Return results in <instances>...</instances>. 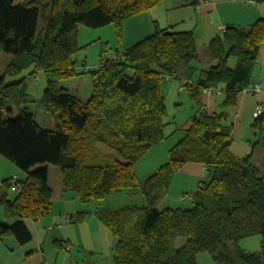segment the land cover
Instances as JSON below:
<instances>
[{
	"label": "trees",
	"instance_id": "trees-1",
	"mask_svg": "<svg viewBox=\"0 0 264 264\" xmlns=\"http://www.w3.org/2000/svg\"><path fill=\"white\" fill-rule=\"evenodd\" d=\"M162 1L0 0V56H13L0 74V155L25 173L23 180L17 179L20 188L12 200L7 194L12 183L1 181L4 214L15 221L0 224V239L11 235L19 244L32 239L26 219L50 214L48 174L57 165L63 188L88 206L73 221L94 214L112 232L115 264H198L202 252L209 253L213 264H264V160L255 163L253 149L236 156L230 149L228 114H208L199 107L206 87L222 89L225 107L235 105L237 94L249 86L264 41V16L247 27L224 26L207 46L217 63L200 69L195 80L200 59L194 31L157 27L127 48H114L87 71L92 91L86 99L63 84L78 75L81 25L112 24L120 42L126 18ZM40 16L44 25L37 34ZM230 58L236 60L233 67ZM31 66L19 80H6ZM37 71L43 72L45 87L35 102L52 115L51 129L36 121L30 107L29 79ZM171 80L190 90L197 109L168 160L140 178L137 161L167 137L163 85ZM251 127L255 145L264 139V110ZM97 143L112 153H103ZM189 162L205 165L207 179L182 194L183 205L158 209L173 176ZM254 235H260V249L242 248V239Z\"/></svg>",
	"mask_w": 264,
	"mask_h": 264
},
{
	"label": "crops",
	"instance_id": "crops-1",
	"mask_svg": "<svg viewBox=\"0 0 264 264\" xmlns=\"http://www.w3.org/2000/svg\"><path fill=\"white\" fill-rule=\"evenodd\" d=\"M262 16H264V1L256 3L253 0H199L197 5L192 6L181 4L177 0H164L149 11L126 18L122 23L123 35L120 42L116 41L114 26L108 24L100 27L97 33L90 35L88 41H86L87 43L84 44L92 43L98 39L106 43L113 42L116 45L115 48L124 49L152 34L157 27H171L174 31L192 30L196 36L200 59L198 68L192 77V80H195L199 75L200 69L208 68L217 63L216 60L210 58L207 46L212 38L220 35L221 26L236 25L247 27ZM91 40L93 41L91 42ZM201 48H205L204 55L200 54ZM97 50L96 56L94 55L95 57L92 53L88 55V61L84 60L81 56H78L79 58L76 57L77 76L95 69L99 64L100 58H105L106 55L113 52V48L111 47L107 50L101 47V50L98 52V59H96ZM12 57L11 54H7L4 61L5 65ZM81 58L83 59L82 61L80 60ZM235 63V58H230L229 65L233 67ZM31 70L32 66L24 70L22 74L10 77L9 79L17 81L22 76L31 72ZM77 76L63 81V84L72 94L81 98L78 94L80 89L76 87ZM254 78L261 80V89L258 93L239 92L236 97V104L224 107L221 104L224 98L223 94L210 95L201 92L199 94L201 102L199 107L204 108L208 114L225 111L228 114L227 121L232 124L231 151L236 156L243 157L253 149L252 160L259 164L260 161L264 160V139L254 145L257 136L253 132L251 124L254 120L253 112L256 105L261 103L264 108V41L260 46L259 58L254 69ZM37 82L36 84H29L30 97L34 100L31 102L30 107L35 114L36 121L42 127L51 129L53 128L51 114L43 106L35 102L41 96L45 87L43 84L37 85ZM181 85V81L176 80L169 87L164 88L166 103L170 95L173 97L175 114L173 113L169 116L168 111V123L165 128L167 137L161 142L154 144L138 161L136 171L140 178H144L157 170L160 165L168 160L169 150L185 136L186 130L190 126V118L195 113L197 107L191 97L190 90L187 87H182L180 90ZM183 91H187L188 103L191 105V111L186 119L183 118L184 115L181 117H177L176 115L178 114V109L183 106V101L180 98V94ZM233 111H235L234 120L232 119ZM249 115H251V119L248 123L246 122V131H242L241 127L244 124L245 116ZM243 117L244 119H242ZM239 134L241 135L240 141H242V144L238 143L240 147L235 149V137ZM242 136L244 141L241 139ZM259 147H262L261 151H259ZM13 176H16L19 180H23L25 173L18 169L11 161L0 155V182L6 179L11 182ZM207 177L208 172L205 165L197 162L186 163L173 176L170 187L157 203V208H175L183 205L182 194L195 190L199 183L202 180H206ZM48 184L53 191L50 214L38 219H26V224L32 233V239L25 244H19L14 236H3L0 239V264H87L85 260L79 261L78 257L72 254L71 248L75 242L83 244L84 232V237L86 235L91 236V232L89 231L91 224L97 227V231L105 236L112 250L114 236L94 214L88 215L83 221H73L74 215L88 211V206L82 203L74 192L66 191L63 188L60 166L51 165L49 167ZM7 194L8 199L12 200L17 196L18 190L12 185ZM1 197L2 192L0 188V224H10L15 219L5 216ZM105 231L107 236L105 235ZM56 240L61 243L60 246L55 244ZM69 245L71 247L67 249L66 246ZM259 249H255V251ZM201 254L197 255L198 264H200L199 258Z\"/></svg>",
	"mask_w": 264,
	"mask_h": 264
},
{
	"label": "rangeland",
	"instance_id": "rangeland-1",
	"mask_svg": "<svg viewBox=\"0 0 264 264\" xmlns=\"http://www.w3.org/2000/svg\"><path fill=\"white\" fill-rule=\"evenodd\" d=\"M46 1L49 2L50 0H46ZM43 25H44L43 18L40 16V18L38 20L37 34H39V31H41V28L43 27ZM99 28H89V27H86L83 25H81L79 27L78 42H79V45L82 46V48L76 53L75 58L78 56H81V57H83L84 60L88 61V57H89L88 55L92 53L93 56L94 55L96 56V50L98 49L97 50V57H96V59H98V52L101 50V47L103 49H106V50L109 49L110 47L113 49L116 47V45L113 42L112 43H110V42L106 43L103 40H98L96 38H95L96 40H94V41L91 40V42L93 41L92 43L84 44V43H87L86 41H88V38L90 37V35L97 33V30ZM114 32H115L116 41H118L115 27H114ZM122 32H123V30H122ZM204 49L205 48L200 49L201 55H204V53H205ZM7 54L8 53H3L0 57V74L3 73V71H4V68H5V62L4 61H5ZM83 59L81 58L80 60L82 61ZM38 72L39 71H37L36 74L34 75L36 78L32 77L29 79V84L30 83L36 84V82L38 81L37 85L43 84L45 86V76H44L43 72H41V71L39 73ZM9 78L10 77L7 76L6 80L10 81ZM76 80H77L76 81V87H78L80 89L78 92L79 96L82 99H86L90 95L91 89H92V83H91L90 75L88 73H82L76 77ZM174 81H176V80H171V81L165 83L163 85V89L165 87H169L170 84H172ZM29 89H30V85H29ZM170 94H171V92H170ZM176 94H177V92H176ZM180 98L183 101V106L180 109H178V112H177L178 114H176V115H177V117H181L184 115L183 118L186 119L188 117L189 112L191 111V105L188 103L189 99H188L187 91L181 92ZM173 101H174L173 97L170 95L167 99V107H168V111H169V116H171L173 113L175 114V105H174ZM234 112L235 111H233V113H232V116H233L232 119L235 116ZM242 119H244V117ZM250 119H251V115L245 116L244 124L241 127L242 131H246V128H247L246 122L248 123V121ZM53 124H54V121H53ZM250 124H249V126H250ZM240 137H241L240 134L236 135V137H235V142H236V143H234L235 149L240 147L238 145V143L242 144V141H240ZM241 139H243V141H244L243 136ZM97 146L100 148V150L103 153H107V154L112 153V150L104 144L97 143ZM261 150H262V147H259V151H261ZM138 161H137V163H138ZM137 163H136V165H137ZM55 180H57V179H55ZM115 194H117V193H115ZM113 196H114V194H113ZM181 199H182V196H181ZM113 200H116V199L114 198ZM97 230H98V228L94 227L91 224V229L89 230L91 232V236L86 235L84 237V235H85V232H84L83 233V244H80V243L78 244L77 242H75V244L71 248L72 251L71 250L70 251L72 252L73 255H76L78 257L79 261L85 260L87 264H115L113 257H112L111 245L109 244V242L105 238V236L102 233L98 232ZM105 235L107 236L106 231H105ZM230 245L232 246V244H230ZM240 245H241V247H243L246 250L255 251V249L260 248V235H254V236L246 237V238L242 239V241L240 242ZM199 259H200V264H213L212 258L209 255V253H207V252H202Z\"/></svg>",
	"mask_w": 264,
	"mask_h": 264
},
{
	"label": "built area",
	"instance_id": "built-area-1",
	"mask_svg": "<svg viewBox=\"0 0 264 264\" xmlns=\"http://www.w3.org/2000/svg\"><path fill=\"white\" fill-rule=\"evenodd\" d=\"M220 32L224 31V26H221ZM111 54H108L106 56H110ZM182 87L180 88V90ZM261 89V80L258 78H254L253 81L249 84L247 88H245L242 92H250V93H258ZM222 89L218 87H206L203 89V93L210 94V95H220L222 94ZM263 105L261 103H258L255 107V110L253 112L254 117H258L263 113ZM12 185L18 190L20 188V184L17 182L16 176H13L11 179ZM0 188H1V182H0ZM184 197L182 196V199ZM70 245L67 246V249H70Z\"/></svg>",
	"mask_w": 264,
	"mask_h": 264
}]
</instances>
